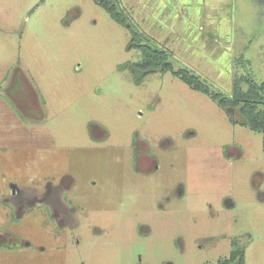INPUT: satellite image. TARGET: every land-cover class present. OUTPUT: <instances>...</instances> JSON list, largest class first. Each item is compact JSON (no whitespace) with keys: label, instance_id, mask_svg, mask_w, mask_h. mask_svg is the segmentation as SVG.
Returning a JSON list of instances; mask_svg holds the SVG:
<instances>
[{"label":"rangeland","instance_id":"obj_1","mask_svg":"<svg viewBox=\"0 0 264 264\" xmlns=\"http://www.w3.org/2000/svg\"><path fill=\"white\" fill-rule=\"evenodd\" d=\"M117 4L130 28L97 0H0V234L29 243L0 244V264H218L233 243L264 264L261 134L171 70L137 82L130 69L134 31L213 93L263 82L264 10ZM13 186L29 208L18 219ZM57 190L64 222L32 203Z\"/></svg>","mask_w":264,"mask_h":264},{"label":"trees","instance_id":"obj_2","mask_svg":"<svg viewBox=\"0 0 264 264\" xmlns=\"http://www.w3.org/2000/svg\"><path fill=\"white\" fill-rule=\"evenodd\" d=\"M97 1L117 23L130 28V22L119 10L118 0ZM253 2L264 10V0H253ZM132 35L131 47L138 48L143 52L142 60L130 67L135 75L142 74L140 78L136 77L137 82H140L141 78H144L152 70H171L175 76L179 77L193 90L210 96L226 112L230 122L246 125L251 131L261 134L264 152V81L257 82L251 75L235 76L230 95L223 96L220 93H213L206 84H203L197 76L191 74L188 70L174 71L164 51L152 49L146 38L140 39L134 31H132ZM236 114L240 117V120H236ZM233 246H235V249L230 253L229 258L220 261L218 264H245L244 251L237 248L234 243Z\"/></svg>","mask_w":264,"mask_h":264},{"label":"flooded vegetation","instance_id":"obj_3","mask_svg":"<svg viewBox=\"0 0 264 264\" xmlns=\"http://www.w3.org/2000/svg\"><path fill=\"white\" fill-rule=\"evenodd\" d=\"M150 159L148 157H143L140 162V166L145 169V171L152 170V165L149 166ZM60 189V188H59ZM12 195L11 198L14 200L15 207V217L20 218L23 217L26 213H28L29 208L26 203H22L20 205V202L23 198L24 193L20 190H18L15 186L12 187ZM60 190L58 191H45V193L41 197H35L32 203H36L37 200L44 203L46 205V208L48 210V213L51 214L53 220L64 222L65 221V215H66V209L67 207L63 204L61 200H58L60 195ZM38 201V202H39ZM16 202V204H15ZM24 202V201H23ZM0 244H8L9 248H14L18 244L21 246H29V243L23 240H20L16 236L13 235H2L0 234Z\"/></svg>","mask_w":264,"mask_h":264}]
</instances>
